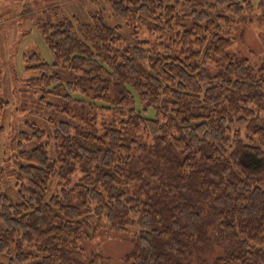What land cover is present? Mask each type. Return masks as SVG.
Wrapping results in <instances>:
<instances>
[{"label": "trees", "instance_id": "16d2710c", "mask_svg": "<svg viewBox=\"0 0 264 264\" xmlns=\"http://www.w3.org/2000/svg\"><path fill=\"white\" fill-rule=\"evenodd\" d=\"M109 3L135 41L122 43L101 11L43 22L53 61L29 55L26 83L112 104L120 119L60 121L48 144L20 151L19 201L0 195V252L110 264L99 251L86 257L80 240L136 225L125 264H264V59L252 65L230 35L253 1Z\"/></svg>", "mask_w": 264, "mask_h": 264}, {"label": "rangeland", "instance_id": "374dc122", "mask_svg": "<svg viewBox=\"0 0 264 264\" xmlns=\"http://www.w3.org/2000/svg\"><path fill=\"white\" fill-rule=\"evenodd\" d=\"M252 1L253 8L247 9L239 18L230 35L234 39L233 50L248 58L252 65L259 66L264 59V19L261 18L264 0ZM98 11L103 13L109 25L122 26V43L135 41L130 27L113 16L109 0H0V195H7L11 202L19 201L16 174L19 167L25 164L19 158L20 151L48 144L60 121L80 123L89 115L94 116L96 121L120 119L115 110L107 108L112 104L98 105L93 101L94 105L92 100L68 102L63 92L53 95L26 83L32 75L25 68L29 55L37 53L46 61H53L41 33L42 23L65 18L88 21L90 15ZM140 36L154 41V35L142 33ZM133 105L147 117L157 116L153 107L144 109L138 102ZM37 128L44 131L43 136L33 134ZM24 133L32 137L22 139ZM50 156H53L51 151ZM81 175L80 171H76L69 186L77 183ZM61 187L54 181L51 193ZM137 231L138 226L130 225L111 234L100 232L93 239H81L80 246L86 257L99 251L109 258L110 264H125L124 256L133 248L132 238ZM0 262L31 263L15 261L13 250L0 252Z\"/></svg>", "mask_w": 264, "mask_h": 264}]
</instances>
